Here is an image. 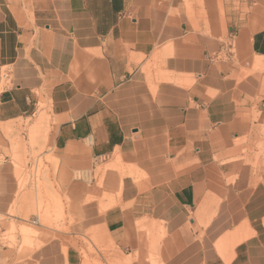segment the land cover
I'll use <instances>...</instances> for the list:
<instances>
[{
	"label": "crops",
	"instance_id": "crops-1",
	"mask_svg": "<svg viewBox=\"0 0 264 264\" xmlns=\"http://www.w3.org/2000/svg\"><path fill=\"white\" fill-rule=\"evenodd\" d=\"M257 58L264 0H0V147L43 105L78 231L101 228L132 254L143 223L166 232V264H264ZM118 158L140 180L126 175L122 203L101 213L72 177ZM16 172L6 156L3 217L26 209ZM67 237L40 238L26 264H79ZM10 251L0 244V264L18 261Z\"/></svg>",
	"mask_w": 264,
	"mask_h": 264
},
{
	"label": "rangeland",
	"instance_id": "rangeland-1",
	"mask_svg": "<svg viewBox=\"0 0 264 264\" xmlns=\"http://www.w3.org/2000/svg\"><path fill=\"white\" fill-rule=\"evenodd\" d=\"M257 63L260 66L253 67L254 71L263 72L264 59L257 58ZM51 123L52 120L42 105L36 116L4 133L0 150L16 164L18 198L23 196L21 202L26 208L23 213L20 212L21 208L16 207L10 211L9 216H0V244L8 245L11 250L6 257L12 260L16 255L18 261L14 264H26L30 254L41 246L36 245L37 240L42 237L53 240L66 234L69 245H73L79 252V264H166L168 256L164 253V243L167 234L156 227L146 229L143 223L138 224L141 233L140 247L132 254L116 249L101 228L85 232L77 230L75 201L71 192L65 191L60 181H57L61 168L59 159L50 147ZM4 155L0 153V162L6 158ZM118 160L120 159L109 161L106 166L115 164ZM29 164H33L32 168H29ZM35 164H38L37 168ZM103 166L96 165L83 173L76 172L72 177L75 183L85 181L94 190L89 192L85 202L98 200L101 213L122 203L121 193L126 175L140 180L138 170L125 167L122 162L117 170L109 172L106 169L102 171L101 168L106 167ZM110 175L116 177L112 185L108 181ZM62 192L65 194L62 195ZM32 215L39 219L36 224L31 219ZM17 216L21 220L17 221ZM37 225L50 228L51 231L45 233ZM76 240L81 243L79 247ZM217 248L220 252L223 251V243H219ZM67 249L65 246L64 252Z\"/></svg>",
	"mask_w": 264,
	"mask_h": 264
},
{
	"label": "bare ground",
	"instance_id": "bare-ground-1",
	"mask_svg": "<svg viewBox=\"0 0 264 264\" xmlns=\"http://www.w3.org/2000/svg\"><path fill=\"white\" fill-rule=\"evenodd\" d=\"M119 164H120V162H116L115 164H111V165H109L108 167L105 168L106 169L105 171L109 172L111 170H117ZM34 224H36V223H34Z\"/></svg>",
	"mask_w": 264,
	"mask_h": 264
},
{
	"label": "built area",
	"instance_id": "built-area-1",
	"mask_svg": "<svg viewBox=\"0 0 264 264\" xmlns=\"http://www.w3.org/2000/svg\"><path fill=\"white\" fill-rule=\"evenodd\" d=\"M4 77H6V76H4ZM36 177H37V176L34 177V180H35V181H36V179H37ZM37 222H38V220L35 219L33 223H37Z\"/></svg>",
	"mask_w": 264,
	"mask_h": 264
}]
</instances>
